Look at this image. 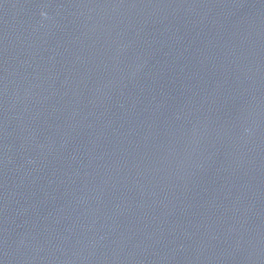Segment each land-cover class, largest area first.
<instances>
[{
	"label": "water",
	"instance_id": "water-1",
	"mask_svg": "<svg viewBox=\"0 0 264 264\" xmlns=\"http://www.w3.org/2000/svg\"><path fill=\"white\" fill-rule=\"evenodd\" d=\"M0 264H264V0H0Z\"/></svg>",
	"mask_w": 264,
	"mask_h": 264
}]
</instances>
